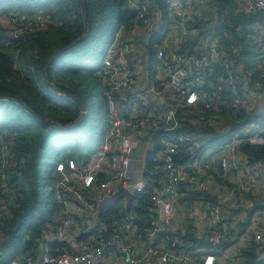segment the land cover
<instances>
[{
  "label": "built area",
  "instance_id": "2783aa9c",
  "mask_svg": "<svg viewBox=\"0 0 264 264\" xmlns=\"http://www.w3.org/2000/svg\"><path fill=\"white\" fill-rule=\"evenodd\" d=\"M235 1V14L258 16L248 24L245 38L240 42L242 27L238 26L237 36L229 34L225 47L214 32L208 39L201 37L200 49L194 51L185 48L189 38L200 39L198 34L213 24L212 29L216 27L215 20L211 25L208 21L216 13L212 0H165V20L147 0H125L136 12L133 26L127 30L123 24L114 30L95 72L104 88V131L87 158L60 160L53 166L46 186L55 204L52 222L44 242L34 254L22 258L21 264H215L216 260L239 264L242 249L251 244L264 248V168L234 160L242 144L264 145V127L255 120L239 122L231 138L213 145L219 155L216 175L207 177L205 171L199 175L177 160L184 147L186 151L199 148L186 131L189 125H216L214 117L204 118L199 103L209 108L229 92L231 107L254 117L258 114L255 103L264 100V0ZM0 22L21 33L42 28L47 20L39 12ZM243 41L257 54L261 79H252L238 59L249 50L241 48ZM134 55L142 61H136ZM141 63L150 68L146 72L151 78L140 91L137 71ZM215 132L222 130L218 127ZM133 140L151 143L152 169L146 173L152 179L143 177V171L135 178ZM13 166L8 143L0 138V219L8 214L12 201L9 170ZM208 182L216 199L199 204L201 214L208 217L209 241L217 254L200 257L183 251L181 230L171 227V219L180 208L183 186L193 195L206 191ZM120 189L132 195V206L137 196L149 193L151 206L143 235L128 211L123 218H114L111 226L96 216L97 204ZM247 202L259 206L244 220L239 235L232 237L228 205L242 207ZM227 242L230 244L221 248Z\"/></svg>",
  "mask_w": 264,
  "mask_h": 264
},
{
  "label": "trees",
  "instance_id": "16d2710c",
  "mask_svg": "<svg viewBox=\"0 0 264 264\" xmlns=\"http://www.w3.org/2000/svg\"><path fill=\"white\" fill-rule=\"evenodd\" d=\"M147 2L161 11V20L166 19L165 0ZM235 5V0H214L217 17L214 31L225 47L229 44V34L237 36L236 27H242L241 42L248 24L258 17L235 14ZM39 12L45 16L47 23L31 31L16 33L11 25L0 22V138L8 143L14 161V166L9 170L12 201L8 214L0 219V264H14L30 252L34 254L37 245L44 242L55 209L51 194L48 191L44 193V190H47L55 163L68 159L78 161L89 156L88 152L79 151L81 143L73 149L64 142L55 152L58 160L41 166L54 134L69 138L68 128L76 118L82 126L93 115V132L96 136L87 141L86 146L96 150L97 141L104 131L106 108L104 88L95 72L100 65L103 48L114 30L123 24L127 30L132 28L136 15L126 6L125 0H0V19L10 21L12 17H29ZM105 28L107 34L101 40ZM156 34H153V39ZM185 48L193 50L188 44ZM247 48L249 50L244 51L243 62L252 79H261V73L257 70V54L253 53L249 44ZM87 49H90L89 53ZM84 69L88 72L86 76L80 72ZM87 80L91 81L90 87ZM52 87H60L75 98L61 95ZM92 97L97 98L94 110L90 105ZM231 101V94L226 92L219 103L216 100L209 108L200 103L198 105L204 118L214 117L219 127L226 125L227 134L214 132V126L201 128L189 125L186 131L209 133L213 140H227L235 133V126L239 122L255 120L264 127V110L251 117L233 109L229 104ZM189 117L199 116L189 114ZM53 127H62L66 132L63 134ZM239 150L247 157L249 164H264V145L246 142ZM189 159L190 152L184 147L177 160L183 164L190 162ZM201 194L195 192L191 197L197 199ZM203 196L212 199L211 196ZM247 197L252 199L251 196ZM150 206L149 193H145L137 196L134 207L129 208L135 212L133 221L142 235L148 226ZM127 211L120 203L113 202L104 206L100 217L111 226L114 218H121ZM182 237L187 240L186 236ZM190 240L196 245L199 242L198 239ZM229 244H222L221 248ZM239 264H264V248L251 244L242 249Z\"/></svg>",
  "mask_w": 264,
  "mask_h": 264
},
{
  "label": "crops",
  "instance_id": "0c3cea01",
  "mask_svg": "<svg viewBox=\"0 0 264 264\" xmlns=\"http://www.w3.org/2000/svg\"><path fill=\"white\" fill-rule=\"evenodd\" d=\"M212 8L213 10L215 8L214 0H212ZM216 18H217L216 13L210 14L208 17L209 24L211 25L212 21L214 20L216 21ZM199 25H201V23ZM212 26L202 31L200 33V36L198 34V37H200V39H197L196 37L189 38L188 45L192 47L194 51L200 49L199 45L202 41L201 37H203L204 39H208L210 38L212 33L215 32L214 29H212ZM244 56L245 54L244 55L242 54L238 58L240 62L243 61ZM133 58L136 61H142L139 57L135 55ZM149 69L150 68H145V67L143 68L142 63L138 66V71H137L138 87L137 89L140 91L146 86V83L149 82L151 78V74L148 76L146 72ZM263 103H264L263 100H257V102L255 103V106L257 108V113H261L264 110ZM215 127H214V132L218 129L219 125L216 124ZM219 130H222V132H219V135L227 134L228 132V128L226 125L220 126ZM188 132H190V135L196 139L194 140L199 144V148L193 149V150H187L190 152V159H189L190 162L183 163V164H185L186 166H191L192 167L191 169L196 172H199L198 173L199 175L202 174L201 171H205L204 174H206L207 177H209L213 173L216 175V172L219 170V166H218V156L219 155L217 154L215 150H213V145L215 144L217 145L218 143H220V141L221 142L224 141L222 140L223 138L213 140V139H210L209 136L211 135L209 133H203V132L201 133L199 131L191 132V130ZM133 144H134V150H133V163L132 164H133V168L135 172H137L135 173L136 180H137L138 174L141 171L144 172L143 177L152 179V177H149L150 175L148 174V172L146 173V171L148 170L150 171L152 169V166L149 163V160L153 154L152 151L150 150L151 143L149 141L133 140ZM246 159L247 157L242 152H240V150H238L236 154L234 155L235 163L237 161V162H246V164H248ZM261 165L264 168V164H261ZM182 192L184 193V196L180 200V208L176 211L173 218L171 219V227L173 229L177 228L181 230L182 236L187 237V240H184V238L182 237L183 251L187 253L197 254L200 257L205 254H217L216 247L212 246V244H210V241H209L210 236H209V231H208V227H209L208 217L204 216L203 212L201 214L200 210H202V208L199 204V202L201 201L211 202L213 200V197H214V200L216 199V197L213 195L212 190H211V182H208V188L206 191L199 192L203 194H201L200 197H197V199H194L191 197L190 192L186 190L185 185L183 186ZM199 193L197 192L196 194L199 195ZM203 195L211 196L212 199L205 198V196ZM117 202L123 206L126 203L125 199H121ZM256 205L259 206V203L256 202L254 207L252 206L251 202H247V204L242 207H240L239 204L237 203L234 205L233 204L228 205V208H230L229 214H228L230 218L229 217L228 218L232 226V229H231L232 237H237L239 235V229H242L245 225L244 220H246L248 216H251V213L253 209H255ZM97 207H98V204H97ZM130 207H134L132 206V203L129 205L128 208H125V209L128 210V212L132 216H135V212L133 211V209L130 210L132 212L129 211ZM194 211L197 213L199 212V215L197 214V217L193 215ZM101 213L102 211L100 212L99 215H101ZM125 215L126 213L121 218H123ZM190 238L198 239L197 241L199 242H197V245L193 240H190ZM19 261L21 264V259ZM142 264H154V263L150 262V263H142ZM215 264H220L219 260H216Z\"/></svg>",
  "mask_w": 264,
  "mask_h": 264
},
{
  "label": "rangeland",
  "instance_id": "374dc122",
  "mask_svg": "<svg viewBox=\"0 0 264 264\" xmlns=\"http://www.w3.org/2000/svg\"><path fill=\"white\" fill-rule=\"evenodd\" d=\"M57 20L58 19L55 18L56 22H57ZM103 31L104 32L102 33L101 40H103V38L107 34L106 28ZM248 44L249 43L247 41H243L241 44V46H242L241 48L244 50L245 47L248 46ZM89 51H90V49H87V53H89ZM97 56H99V54ZM67 71H69V69H67ZM80 72H82L81 73L82 76H86L88 74L86 69H84L83 71H80ZM70 73L71 72H69V74ZM76 74L80 75L78 72ZM75 78H77V77H75ZM87 85H88V87H90L91 81L87 80ZM96 99L94 97L90 98V105H91V108H93V110L96 107V105H95V103L97 102ZM81 114H83V111L81 112ZM93 118L94 117L92 115L91 117H89L87 119V121L85 123L83 122L82 126L79 125L81 121L80 120L78 121V118H76V120L72 123V126L70 128H68L69 130L67 129L69 131V138L63 137V135H59V134L55 133L52 140H51V143L48 144V147L46 150L48 152H45V157L41 160V166L50 165V164L54 163L56 160H58L55 157V152H56L57 148L60 147L61 143H63V145H64V142H65V144L70 145V147L73 149L78 147L79 143H81V146L79 149L80 152H88L89 154L92 153L94 150L88 148L86 146V143H87V141H89L90 139H93L96 136V134L93 132V130H94ZM53 129H56L59 132H63V134H65V132H66V129H64L62 127H57V128L53 127ZM45 192H47V190H44V193Z\"/></svg>",
  "mask_w": 264,
  "mask_h": 264
},
{
  "label": "water",
  "instance_id": "95a60500",
  "mask_svg": "<svg viewBox=\"0 0 264 264\" xmlns=\"http://www.w3.org/2000/svg\"><path fill=\"white\" fill-rule=\"evenodd\" d=\"M147 52H149V49H147ZM56 92H58L59 94L61 95H67V96H70V97H73L75 98L74 95H72L71 93L67 92L66 90L60 88V87H52ZM79 101V100H78ZM121 199H125L126 201V204H125V208H128L129 205L132 203V200H133V197L132 195H130L128 192H126L125 190L123 189H120L116 194H114L113 196L111 197H107V198H104L102 201H100L98 203V207H97V213H96V216H98L100 214V212L102 211L103 207L106 205V204H109V203H113V202H117ZM160 208L162 209V205L159 204ZM161 215L163 216V210L161 212ZM42 255V252L40 251L39 254H38V258H40Z\"/></svg>",
  "mask_w": 264,
  "mask_h": 264
}]
</instances>
